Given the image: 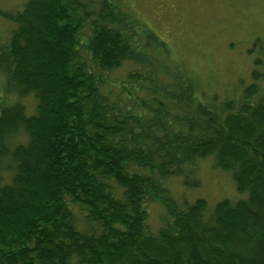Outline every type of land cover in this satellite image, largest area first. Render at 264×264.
<instances>
[{
	"label": "trees",
	"instance_id": "obj_1",
	"mask_svg": "<svg viewBox=\"0 0 264 264\" xmlns=\"http://www.w3.org/2000/svg\"><path fill=\"white\" fill-rule=\"evenodd\" d=\"M0 17L14 25L0 41V264H264V73L238 100L205 101L178 66L154 65L164 43L117 0ZM206 159L246 197L178 205L166 181L200 187ZM153 202L165 215L150 231Z\"/></svg>",
	"mask_w": 264,
	"mask_h": 264
},
{
	"label": "rangeland",
	"instance_id": "obj_2",
	"mask_svg": "<svg viewBox=\"0 0 264 264\" xmlns=\"http://www.w3.org/2000/svg\"><path fill=\"white\" fill-rule=\"evenodd\" d=\"M26 1L0 0V9L12 13L21 11ZM117 1L143 29L156 34L164 43L162 47L147 50L154 65L161 71L167 69L169 74H172V65L178 66L197 84L196 94L205 101L211 102L214 96L218 102L238 100L254 82L252 71L264 73V0H170L168 6H171H163L161 10L157 0ZM13 27L11 22L0 17L2 43L8 40ZM139 35L143 42V34ZM257 61L259 65H255ZM132 68L128 62L108 75L116 86L110 88L113 93L118 92L119 84L126 80ZM256 82L264 92V81ZM2 88L0 75V95L9 101ZM22 103L26 106V114L31 115L35 99L30 96L22 99ZM25 141V135L20 134L11 143ZM195 167V177L201 184L198 188H186L182 177L166 181L178 205L203 199L211 207L223 199L237 201L246 197L236 191L230 173L214 168L211 159L201 160ZM148 210L149 230L155 231L161 225L165 208L153 202Z\"/></svg>",
	"mask_w": 264,
	"mask_h": 264
},
{
	"label": "flooded vegetation",
	"instance_id": "obj_3",
	"mask_svg": "<svg viewBox=\"0 0 264 264\" xmlns=\"http://www.w3.org/2000/svg\"><path fill=\"white\" fill-rule=\"evenodd\" d=\"M169 1L170 0H157L158 5L160 6L159 10H161L163 6H168ZM170 6H171V4L168 7H170ZM164 8H167V7H164Z\"/></svg>",
	"mask_w": 264,
	"mask_h": 264
}]
</instances>
